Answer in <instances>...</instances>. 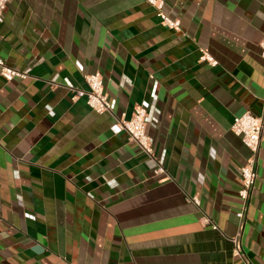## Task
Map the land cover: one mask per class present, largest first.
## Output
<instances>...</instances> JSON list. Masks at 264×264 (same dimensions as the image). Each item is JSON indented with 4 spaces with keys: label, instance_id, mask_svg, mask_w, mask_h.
I'll return each mask as SVG.
<instances>
[{
    "label": "crops",
    "instance_id": "crops-1",
    "mask_svg": "<svg viewBox=\"0 0 264 264\" xmlns=\"http://www.w3.org/2000/svg\"><path fill=\"white\" fill-rule=\"evenodd\" d=\"M162 1L178 30L147 0L9 2L0 56L28 74H0V264H241L234 237L264 264V130L240 229L249 150L230 128L264 109V0ZM95 71L112 112L63 79ZM143 102L162 173L115 127Z\"/></svg>",
    "mask_w": 264,
    "mask_h": 264
},
{
    "label": "built area",
    "instance_id": "built-area-1",
    "mask_svg": "<svg viewBox=\"0 0 264 264\" xmlns=\"http://www.w3.org/2000/svg\"><path fill=\"white\" fill-rule=\"evenodd\" d=\"M10 1L11 0H0V23L4 20V13ZM147 2L156 8L157 15L160 17L164 25L171 29H179V20L169 17L162 11V0H147ZM259 47L261 57L264 59V33L260 40ZM199 59L201 61H206L207 64L211 66L217 64V61L209 55L206 50L201 51ZM0 74L4 79L11 80L15 76L25 77L28 74V69L19 70L7 66L3 58L0 56ZM83 77L87 84V89L77 88L67 79V77L63 78L68 88L72 91V100L84 97L85 103L96 113L102 114L105 112H112L116 106V99L109 98L104 91L103 77L101 73L95 71L93 73H87L83 75ZM148 106L149 104L147 102L135 105L128 118L122 113L116 118L115 127L117 130L126 132L129 140L134 142L140 150L148 156L153 162L155 173H162L164 172L163 158L160 154H157L154 151L152 141L146 133V127L150 121ZM157 113L158 111L152 114L156 116ZM230 128L236 136L240 137L242 143L249 150V156L239 170L240 187L238 190V196L242 201V207L237 211L236 216L240 221L239 228L241 229L245 222L246 209L257 178L258 152L262 132L264 130V109L258 115H255L250 111H245L236 115L233 118ZM190 200L196 205H199L197 197L193 196ZM202 220L207 224L211 222L207 215H203ZM212 227L216 228V225L212 223ZM232 240L234 242L235 252L241 257V264H253L242 252L237 237H234Z\"/></svg>",
    "mask_w": 264,
    "mask_h": 264
}]
</instances>
